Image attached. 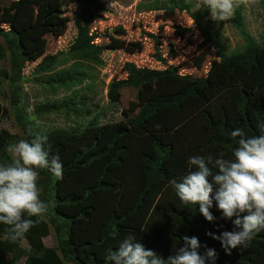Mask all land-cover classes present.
<instances>
[{
	"label": "rangeland",
	"instance_id": "obj_1",
	"mask_svg": "<svg viewBox=\"0 0 264 264\" xmlns=\"http://www.w3.org/2000/svg\"><path fill=\"white\" fill-rule=\"evenodd\" d=\"M98 1L112 9V13L103 14L90 24V31L97 35L96 43L104 48L100 63L71 51L77 39L74 20L80 12L76 0H0V30L18 31L30 56L15 83L0 81V104L12 113L11 89H15L18 108L33 123L37 133L45 136L53 131L90 130L97 137L96 145L84 154L60 190L63 195L71 191L80 195L84 187L109 186L93 191L83 203L61 208L63 214L73 219L71 239L77 245L100 240L103 227L113 216L118 217L121 227L137 228L145 233L167 231L183 238L188 236L191 211L180 204L169 181L179 182L187 173L186 161L190 156L210 153L209 143L222 118L232 129L240 127L247 133L235 100L242 89H255L264 80V54L251 71L225 65L222 59L243 50L245 45L241 32L232 22L237 12L242 16L245 31L256 42L264 41V0H232L231 15L223 22L213 21L206 7H195L203 0ZM178 25L191 28L192 32L182 35L175 30ZM146 33L158 37L165 56L173 53L168 63L175 67L176 76L139 89H122L115 100H110L109 86L125 76V62L162 68L152 58L153 43ZM0 42L4 43L1 37ZM59 52L63 55L52 71L36 72L45 56ZM213 65L216 66L212 73ZM9 68L8 60H0V73ZM71 68L82 72L84 77L66 86L45 84L49 74ZM213 77H221L219 86L206 84L211 79L214 83ZM190 85L198 90L179 108L163 109L138 127L129 124V119L146 103L178 94ZM71 99L77 105L72 106L76 112L44 115L35 112L40 104L61 105ZM3 130L12 136L9 145L24 139L13 117L0 116V132ZM154 140L169 145L172 154L164 165L166 179L148 185L144 159L153 155ZM102 150L103 155L94 157ZM44 177L40 171L38 180ZM79 178L86 180L78 184ZM170 208L182 217L170 215ZM216 212L220 217L221 213ZM43 243L47 248L56 249L52 227ZM21 245L27 247L25 241ZM59 257L56 252L54 260ZM26 262L24 258L17 264ZM11 263L8 257L5 264Z\"/></svg>",
	"mask_w": 264,
	"mask_h": 264
},
{
	"label": "trees",
	"instance_id": "obj_2",
	"mask_svg": "<svg viewBox=\"0 0 264 264\" xmlns=\"http://www.w3.org/2000/svg\"><path fill=\"white\" fill-rule=\"evenodd\" d=\"M80 12L76 14L75 26L77 28V39L71 47L72 52L81 53L87 59L94 62H102V53L104 48L96 43L97 35L90 31V24L96 18H100L103 14L112 13V9L98 0H76ZM176 4L175 1H171ZM183 10H187L185 6ZM236 28L241 32L245 43L243 50L232 54L229 57L222 59L223 64L231 67H241L248 71L257 67L259 57L264 54V41L256 42L244 29L242 16L239 12L236 13L232 20ZM175 30L178 33L185 35L191 33L192 29L182 26H176ZM0 37L4 43L0 42V60L9 61V70L0 73V81H7L11 84L15 83L26 64L30 61V56L26 53L21 36L18 31L13 28L3 31L0 30ZM152 43L154 52L152 58L162 66L160 69H153L146 66H138L134 62L127 61L124 63L125 76L121 79L111 82L108 91L110 100H115L122 89H139L144 85L155 83L168 77L176 76V70L173 65L168 63L172 52L165 56L161 52L160 42L158 37L152 33H146ZM63 55L62 52L54 55H47L37 65L36 72L47 73L52 71L57 65L59 58ZM216 65H213L212 73ZM84 74L76 69L62 70L49 74L45 78V84L56 87L66 86L75 83ZM214 83L211 80L206 82L209 86H219L221 77H213ZM196 87L190 85L184 91L170 97H159L146 103L137 115L129 119V124L132 127H138L146 124L147 120L166 108H179L183 102L193 97L196 93ZM12 90V105L13 112L8 113L0 104V116L13 117L19 128L24 133V139H30L27 135L29 129L33 132L35 127L33 123L27 119L21 109L18 108V97L15 89ZM198 90V89H197ZM236 109L241 116L247 134L258 135L255 128L257 120H264V80L258 84L255 89H242L236 97ZM75 101L58 105L55 103H44L36 107V114L44 115L50 113H73L76 112ZM96 123L93 121L92 125ZM218 131L212 137L209 143V154L218 155L224 153L227 158L235 144L230 138L229 133L233 130L226 123V119L222 118L217 123ZM120 134V133H119ZM48 141L46 147L49 148V155H58L60 162L63 165L62 178H53L47 170H39L45 175L41 180H37L39 188V198L48 204V210L40 220L35 223L28 233L23 238L15 242H10L6 235L8 226L0 225V264H5L8 257H11L12 263L17 264L22 259H27L26 264H106L105 255L109 248L116 251L118 242L127 234L136 235L137 239L145 246L146 249L154 251L158 256L165 260L175 254V249L183 243V238L173 235L167 231L145 233L140 229L125 228L119 224V219L116 216L111 217L102 230V238L98 241L87 244L77 245L72 241V230L74 222L72 217H68L60 210L64 206L74 205L85 202L95 190H103L109 186L106 184H98L93 189L84 187L80 195L77 191L63 195L60 193L65 181L71 176V172L75 171L80 159L91 150L97 142V137L91 134L90 130L85 132H63L53 131L47 135ZM118 136V134L116 135ZM12 136L9 132L3 130L0 132V163H9L10 155L6 151ZM113 140V139H112ZM111 140V141H112ZM153 155L146 156L144 161L147 165L145 180L148 185H154L166 179L167 171L165 168L166 161L172 154V149L169 145L163 144L160 140L153 141ZM105 151H100L94 157L103 155ZM74 179V178H73ZM78 184H82L86 179L79 178ZM77 181L75 187H77ZM191 215L188 227V236L196 237L201 245L199 252L202 254L205 248L214 249L217 257L216 264H264V231L255 235L252 241L246 248H236L231 250V255L224 252L221 244L217 240H213L206 235L211 232L219 235L222 231H232L233 225L230 221L224 220L221 215L217 216L215 204L210 211L216 218L214 222L209 223L198 211V205L188 206ZM170 215L176 218H181L180 212L174 208L168 210ZM85 217V214H82ZM33 220L36 218L33 217ZM53 228L56 235L57 247L51 249L45 247L43 239L49 235L50 228ZM115 233V237H113ZM25 241L27 247H22L21 243ZM56 252H59L60 257L54 260Z\"/></svg>",
	"mask_w": 264,
	"mask_h": 264
},
{
	"label": "clouds",
	"instance_id": "obj_3",
	"mask_svg": "<svg viewBox=\"0 0 264 264\" xmlns=\"http://www.w3.org/2000/svg\"><path fill=\"white\" fill-rule=\"evenodd\" d=\"M197 9L206 7L215 22H223L231 15L232 0H203ZM258 135H249L240 127L234 128L230 138L235 144L230 155H195L187 161V173L179 180H170L176 198L184 207L198 205L199 213L214 222L210 209L215 208L224 220L232 223V231L219 235L207 233L219 241L228 255L236 248H246L253 237L264 231V120H257ZM30 139H20L9 145V163H0V225L10 242L23 238L47 213L48 204L39 198L37 180L39 170L55 179L62 178L63 165L58 155L50 156L47 136L28 130ZM36 219L33 220L32 218ZM115 237V233L112 234ZM196 237H183L175 254L166 260L146 249L136 235L129 233L118 242L116 251L109 248L106 264H216L214 249L205 248Z\"/></svg>",
	"mask_w": 264,
	"mask_h": 264
}]
</instances>
